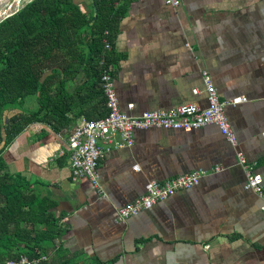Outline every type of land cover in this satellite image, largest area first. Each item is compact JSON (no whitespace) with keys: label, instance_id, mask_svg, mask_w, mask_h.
Returning a JSON list of instances; mask_svg holds the SVG:
<instances>
[{"label":"crops","instance_id":"1","mask_svg":"<svg viewBox=\"0 0 264 264\" xmlns=\"http://www.w3.org/2000/svg\"><path fill=\"white\" fill-rule=\"evenodd\" d=\"M74 1L97 14L94 0ZM99 1H110L118 14L112 32L105 29L110 48L101 39L100 55L111 66L120 110L135 116L190 102L205 107L206 70L221 101L243 98L224 108L237 144L214 125L135 130L131 146L99 160L94 186L72 177L67 138L82 120L107 113L99 62L98 75L81 69L65 85L52 84L56 96L41 120L2 152L7 170L53 203L63 233L40 253L45 264H264V197L244 187L236 159L241 151L255 163L264 185V0H180L178 7ZM22 106L36 110V97L26 96ZM194 170L206 172L194 187L118 217L117 208L140 196L147 182Z\"/></svg>","mask_w":264,"mask_h":264},{"label":"trees","instance_id":"2","mask_svg":"<svg viewBox=\"0 0 264 264\" xmlns=\"http://www.w3.org/2000/svg\"><path fill=\"white\" fill-rule=\"evenodd\" d=\"M94 2L93 22V12L74 0H28L0 20V264L45 253L63 233L53 203L11 174L2 152L30 122L41 120L42 109L56 96L52 84L65 85L81 69L98 75L102 33L112 32L118 14L110 1ZM28 95L36 97L34 111L22 106ZM11 109L17 112L7 116Z\"/></svg>","mask_w":264,"mask_h":264},{"label":"built area","instance_id":"3","mask_svg":"<svg viewBox=\"0 0 264 264\" xmlns=\"http://www.w3.org/2000/svg\"><path fill=\"white\" fill-rule=\"evenodd\" d=\"M171 7H178L180 0H164ZM108 31L102 33L104 49L110 48L107 39ZM106 55L98 57L101 67L100 83L105 96L107 113L98 119L82 120L74 127L67 138L69 148V167L71 175L76 178H87L94 186H98L97 166L99 160L113 148L129 147L133 144L135 130L161 128L166 130H182L190 132L207 125L217 127L219 133L232 145L237 144L236 136L228 122L224 108L226 105L241 101L242 97L221 101L216 88L206 70L202 71L206 105L201 107L197 103H183L170 108L145 110L139 115H129L120 110L114 81L111 75V66L106 62ZM193 93H198L193 88ZM132 108V104H128ZM237 162L243 167L245 173L244 187L252 190L258 196L264 197L262 176L254 170L255 163L249 162L241 151L236 152ZM137 169V166H133ZM221 167L217 166L215 171ZM203 170H194L180 174L164 181L151 180L145 184L144 192L134 200L117 208L120 220L124 221L130 216L150 208L159 201H163L178 190L190 189L197 185ZM264 213V202L260 206ZM46 256L39 254L35 257L21 255L17 259H8L3 264H37L45 260Z\"/></svg>","mask_w":264,"mask_h":264},{"label":"rangeland","instance_id":"4","mask_svg":"<svg viewBox=\"0 0 264 264\" xmlns=\"http://www.w3.org/2000/svg\"><path fill=\"white\" fill-rule=\"evenodd\" d=\"M28 0H20L18 3L14 2L11 0L10 2L7 3V5H4L0 11L3 13L0 15V20L3 19L4 17L12 14L15 12L22 4L27 2ZM18 7V8H17Z\"/></svg>","mask_w":264,"mask_h":264},{"label":"water","instance_id":"5","mask_svg":"<svg viewBox=\"0 0 264 264\" xmlns=\"http://www.w3.org/2000/svg\"><path fill=\"white\" fill-rule=\"evenodd\" d=\"M11 0H0V10L2 9V7L4 5H6L8 2H10ZM96 16V9L94 8V12H93V20Z\"/></svg>","mask_w":264,"mask_h":264},{"label":"bare ground","instance_id":"6","mask_svg":"<svg viewBox=\"0 0 264 264\" xmlns=\"http://www.w3.org/2000/svg\"><path fill=\"white\" fill-rule=\"evenodd\" d=\"M14 2L18 3L20 0H13ZM7 5V4H6ZM18 8V7H17ZM3 12L0 11V15L2 14ZM15 13V12H14ZM8 17V16H7Z\"/></svg>","mask_w":264,"mask_h":264}]
</instances>
